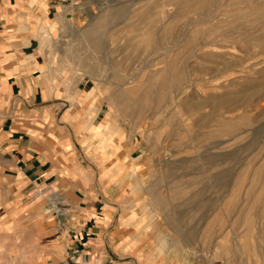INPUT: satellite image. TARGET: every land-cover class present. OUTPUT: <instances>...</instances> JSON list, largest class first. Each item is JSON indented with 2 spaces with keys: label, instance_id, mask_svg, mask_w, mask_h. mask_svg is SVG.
Instances as JSON below:
<instances>
[{
  "label": "rangeland",
  "instance_id": "rangeland-1",
  "mask_svg": "<svg viewBox=\"0 0 264 264\" xmlns=\"http://www.w3.org/2000/svg\"><path fill=\"white\" fill-rule=\"evenodd\" d=\"M91 5L83 19L53 20L54 37L43 25L51 91L76 107L91 79L89 119L102 104L114 130L137 137L135 207L167 246L193 264H264V0ZM13 203L0 188V264H36L44 235L6 240L12 216L23 229L35 219L8 212Z\"/></svg>",
  "mask_w": 264,
  "mask_h": 264
},
{
  "label": "crops",
  "instance_id": "crops-1",
  "mask_svg": "<svg viewBox=\"0 0 264 264\" xmlns=\"http://www.w3.org/2000/svg\"><path fill=\"white\" fill-rule=\"evenodd\" d=\"M91 3L0 0V188L17 202L8 212L35 218L23 229L12 216L6 240L22 248L30 231L44 235L36 264H193L163 242L162 226L140 219V177L130 168L140 143L113 129L102 104L90 121L91 79H80L76 107L51 91L43 25L54 37L53 20L90 16Z\"/></svg>",
  "mask_w": 264,
  "mask_h": 264
},
{
  "label": "built area",
  "instance_id": "built-area-1",
  "mask_svg": "<svg viewBox=\"0 0 264 264\" xmlns=\"http://www.w3.org/2000/svg\"><path fill=\"white\" fill-rule=\"evenodd\" d=\"M72 6H81L87 0H69Z\"/></svg>",
  "mask_w": 264,
  "mask_h": 264
}]
</instances>
